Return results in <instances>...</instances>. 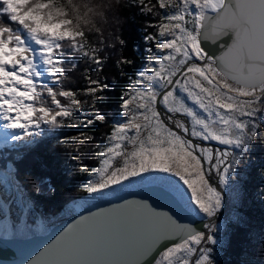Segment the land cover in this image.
Returning <instances> with one entry per match:
<instances>
[{
    "label": "snow or ice",
    "instance_id": "snow-or-ice-1",
    "mask_svg": "<svg viewBox=\"0 0 264 264\" xmlns=\"http://www.w3.org/2000/svg\"><path fill=\"white\" fill-rule=\"evenodd\" d=\"M157 2L165 13L163 22L149 26L158 29L160 40L151 34L144 39L157 42L164 54L150 55L132 91L121 93L125 120L114 124L103 147L96 146L100 159L90 175L97 178L90 179L84 191L103 195L104 190L123 188L137 178L147 176L156 183L163 180L157 174H171L182 182L183 187L178 183L174 190L187 195L186 207L214 218L223 207V194L216 185L229 184L237 157L258 133V120H264L256 107L264 100L258 95L264 94V0ZM134 3L142 14L151 12L144 0ZM103 15V6L90 2L0 0V17L8 20V25L0 22V136L5 144H34L33 138L43 135L45 127L62 128L63 118L74 110L81 112L75 92H57L49 81L59 83L64 74L65 45L88 56L97 70L102 68L95 50L91 55L84 51L83 39L84 28ZM209 29L213 36L226 35L231 41L219 55L203 43ZM122 63L131 61H117ZM90 84L95 87L84 89L86 95L95 96L108 87L99 80ZM161 103L163 110L158 108ZM174 114L189 117L191 123L172 121ZM105 120L97 112L84 123ZM191 137L217 141L225 148L216 152ZM81 170L89 171L83 164ZM230 223L240 227L243 219ZM204 227L181 223L146 200L126 201L84 217L29 264H218L216 254L229 246L231 233L227 225ZM193 255L194 261L189 259Z\"/></svg>",
    "mask_w": 264,
    "mask_h": 264
},
{
    "label": "trees",
    "instance_id": "trees-1",
    "mask_svg": "<svg viewBox=\"0 0 264 264\" xmlns=\"http://www.w3.org/2000/svg\"><path fill=\"white\" fill-rule=\"evenodd\" d=\"M76 2L103 6V17L84 28L83 39L84 51L91 55L95 50L103 66L97 70L98 65L88 56L72 52L65 45L64 74L59 83L49 81V86L57 92H75L85 114L74 110L71 117L63 118L64 127L54 130L45 127L43 135L33 138L34 144L25 141L0 144V171L7 164L14 167L15 178L24 185L37 212L46 217H57L67 203L87 194L85 182L100 159V149L96 146H104L105 136L121 117V93L128 91L138 70L145 65L151 55L148 49L155 47L156 42L146 41L144 37L151 34L159 38L158 29L149 25L163 21V10L157 0H144L151 12L143 14L134 0ZM0 22L8 25L6 17H0ZM123 59L131 64L118 65L117 61ZM90 80L107 83L108 87L103 92L98 90L95 96L86 95L84 89L95 87ZM44 98L48 106L50 98L46 94ZM58 98L67 103L65 98ZM97 112L104 114L106 120L86 125L84 121L92 119ZM82 164L89 171H82ZM249 167L251 170L244 179L247 186L243 185L234 205L235 218L242 217L243 224L236 227L230 223L235 218L224 223L231 233V241L226 249L218 250L215 257L218 264H264V140L257 143Z\"/></svg>",
    "mask_w": 264,
    "mask_h": 264
},
{
    "label": "water",
    "instance_id": "water-1",
    "mask_svg": "<svg viewBox=\"0 0 264 264\" xmlns=\"http://www.w3.org/2000/svg\"><path fill=\"white\" fill-rule=\"evenodd\" d=\"M226 42V35L213 36L210 29L208 30V39L203 41L206 50H210V52L215 55H219L222 52ZM158 108L163 110V104H158ZM178 116L182 117L185 123L189 124L186 116ZM169 124L174 126L171 121H169ZM184 135L187 136V134ZM191 139L194 143L215 146L212 142L202 141L196 137H191ZM12 168L14 172V167ZM11 175L14 177L13 173ZM216 186H218V189L223 194V207L217 217L214 218H218L222 211L228 206L227 192L219 185ZM144 200L152 204L159 212H167L175 215L181 223L193 224L200 230H206L204 227L205 219L187 208L186 203L174 190L159 182H147L82 203L74 207L66 216L51 224L44 232L38 231L30 234H20L3 230L0 231V264H29V261L39 257L61 233L75 226L77 222L81 221L84 217L112 209L124 204L126 201ZM8 219H11V217L8 216ZM190 260H192V258Z\"/></svg>",
    "mask_w": 264,
    "mask_h": 264
},
{
    "label": "rangeland",
    "instance_id": "rangeland-1",
    "mask_svg": "<svg viewBox=\"0 0 264 264\" xmlns=\"http://www.w3.org/2000/svg\"><path fill=\"white\" fill-rule=\"evenodd\" d=\"M168 11L171 12L173 10L170 8V9H168ZM164 14L165 13L163 10V15ZM159 40H160V37L156 39V41H159ZM154 50L155 51L153 53H151V56L153 58L157 54H161V55L164 54V53H159L157 42L155 44ZM166 52H167V50H165V53ZM146 63H148V59H147ZM143 67L140 68L138 70V72L140 70H142ZM135 79L133 80V82L131 83V85L128 89L129 92L132 91L133 87L135 86ZM180 95L184 96L185 94L180 93ZM258 95L264 96V94H261V93H258ZM186 104L190 107L195 108V110L197 111L198 114L203 115L202 111L198 108V106L194 105V103L190 99H186ZM256 107L259 108L260 115H264V100H262L258 105H256ZM188 119H189V124H190L191 123L190 118L188 117ZM124 120H125V117L123 115H121V117L119 118V120L116 123L123 122ZM175 121L185 122L181 118H177V119H175ZM258 124H259L258 133L256 135L252 136L251 140H249L247 142L246 149L242 153H240L239 157H237L238 162L235 165L231 180H230L229 184L224 185L226 188L225 190L228 193L227 195L229 197H228V206L226 208V211L223 213L221 219L218 220L220 225H224V223L227 222L228 220H232L235 218L236 210L234 208V205L238 202L239 193L242 190L243 185L247 186V184L244 182V179L247 178V173L249 170H251L249 167L250 161L252 158H254L257 143L259 141L264 140V120H258ZM2 141H3V137L0 136V143ZM209 142L214 143L215 146L213 147L209 144H201V145L204 147L210 148V149L214 148L213 150L216 152H219L220 150H223L225 148L224 145L220 144L217 141H209ZM3 143H4V141L2 142V144ZM197 144H199V143H197ZM239 151L240 150H237V152H239ZM117 163H119V161H117ZM12 172H13V168L9 164H7L4 167V169H1V171H0V195H1L0 210L2 209L1 205L6 204V206L8 207L6 214H8L11 217L10 221H12L15 226H17L18 224L22 226V227L19 226V229H17L18 230L17 232H20V234H28V233L30 234V233H34V232H38V231L44 232L50 227L51 224L58 221L62 217L66 216L73 209L67 203L66 206L64 207L63 211L57 217H53V216L52 217L51 216L46 217V216H43L41 214L42 212L38 213L36 208L32 204L31 196L28 195V193H26L24 191V189H25L24 185H22L17 180V178H15V174H14V177H12V175H11ZM9 175H10V177H9ZM157 175L163 177V180L159 183L167 185L172 190H174V185H176L178 183L181 184V186H182V182H179L178 179L175 178L174 176H172L171 174L160 173ZM213 176H214V174H213ZM96 178L97 177L95 175H89L87 177L86 182H85V186L90 179L95 180ZM147 182H149V178L147 176H145V178L143 180L137 178V179L133 180L131 185H128L126 182L125 186L123 188H121L119 186H114L111 190H104L103 195H100L97 193H87L85 196L82 197V201H83V203H86V202L94 200L98 197H101V196H104V195H107V194H110V193H113V192H116V191H119L122 189H126V188H129L132 186L147 183ZM178 195L186 203L187 195H184L183 197L180 194H178ZM197 214L201 217H206L202 213H197ZM2 216H3V212L1 210L0 211V217H2ZM211 220L214 221V219H212V218H211ZM191 258H192V261H194L197 258V256L193 255L189 259H191Z\"/></svg>",
    "mask_w": 264,
    "mask_h": 264
},
{
    "label": "bare ground",
    "instance_id": "bare-ground-1",
    "mask_svg": "<svg viewBox=\"0 0 264 264\" xmlns=\"http://www.w3.org/2000/svg\"><path fill=\"white\" fill-rule=\"evenodd\" d=\"M229 43H231V41L228 39V36H227V42H226V45L227 44H229ZM225 45V46H226ZM225 48V47H224ZM224 48L222 49V51L224 50ZM187 117V116H186ZM177 118H181L182 119V117H180V116H178V115H173L172 116V121H175V119H177ZM187 119H188V117H187ZM188 123H189V119H188ZM214 177V176H213ZM220 187H222L224 190L226 189L225 188V186L224 185H219ZM226 191V190H225ZM227 192V191H226ZM228 194V193H227ZM229 197V196H228ZM0 198H1V195H0ZM83 203V201H82V198H79V199H77V200H74V201H71V202H69L68 203V205H70V207L71 208H74V207H76V206H78V205H80V204H82ZM2 207L3 206H5V204H2L1 205ZM69 207V208H70ZM6 208H7V210H8V207L6 206ZM226 211V209L224 210V211H222V213L219 215V217L218 218H212V219H214V221L213 220H211V218H206V217H203L204 219H205V225H210V224H212V223H217V224H219V221L218 220H220L221 219V217H222V215H223V213ZM8 214L6 215V217H3V218H0V231H6V232H14V233H20V232H17L18 230L17 229H19V226H21V225H17V226H15L14 224H13V222L12 221H10V219H8ZM217 220V221H216ZM2 225V226H1ZM22 227V226H21ZM26 232V231H25ZM22 233V232H21Z\"/></svg>",
    "mask_w": 264,
    "mask_h": 264
}]
</instances>
